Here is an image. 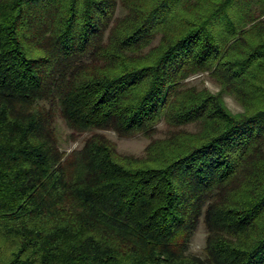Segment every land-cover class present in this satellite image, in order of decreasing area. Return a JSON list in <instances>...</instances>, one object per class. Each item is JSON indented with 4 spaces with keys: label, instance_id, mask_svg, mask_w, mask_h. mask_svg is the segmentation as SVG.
Instances as JSON below:
<instances>
[{
    "label": "trees",
    "instance_id": "16d2710c",
    "mask_svg": "<svg viewBox=\"0 0 264 264\" xmlns=\"http://www.w3.org/2000/svg\"><path fill=\"white\" fill-rule=\"evenodd\" d=\"M0 264H264V0H0Z\"/></svg>",
    "mask_w": 264,
    "mask_h": 264
},
{
    "label": "rangeland",
    "instance_id": "374dc122",
    "mask_svg": "<svg viewBox=\"0 0 264 264\" xmlns=\"http://www.w3.org/2000/svg\"><path fill=\"white\" fill-rule=\"evenodd\" d=\"M121 12V9L119 8L118 13ZM190 84L197 85L199 87H208L213 92H216L219 90V86L216 83L215 80L212 79V77L208 73L203 74H196L189 79ZM226 103L228 107L234 111V112H240L242 111V106L240 103L235 100L233 97L226 96ZM158 127L160 128L159 136H163L162 133L164 130H166V125L161 122ZM58 128L60 137L62 140V147L66 149L67 151H71L75 148L81 147L83 140L82 138L85 136L80 137L78 140L70 139L69 135L72 132L63 121H58ZM189 129H191L189 127ZM194 129V128H193ZM107 136L113 140L117 145V150L122 154H135V155H143L145 153V147L149 142V138L144 135H136L132 137H123L118 135L116 132L112 130L104 131ZM206 236L207 231L205 228L204 223L201 221L197 232L195 233L191 245H190V251L194 254L202 255L203 248L205 247L206 243Z\"/></svg>",
    "mask_w": 264,
    "mask_h": 264
}]
</instances>
